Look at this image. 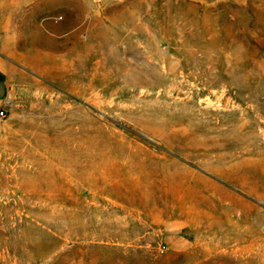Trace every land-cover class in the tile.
<instances>
[{"label": "rangeland", "instance_id": "obj_1", "mask_svg": "<svg viewBox=\"0 0 264 264\" xmlns=\"http://www.w3.org/2000/svg\"><path fill=\"white\" fill-rule=\"evenodd\" d=\"M0 110V264H264V0H0Z\"/></svg>", "mask_w": 264, "mask_h": 264}, {"label": "crops", "instance_id": "obj_2", "mask_svg": "<svg viewBox=\"0 0 264 264\" xmlns=\"http://www.w3.org/2000/svg\"><path fill=\"white\" fill-rule=\"evenodd\" d=\"M192 246L193 238L186 231L176 232L171 230L163 235V247L172 253L187 252Z\"/></svg>", "mask_w": 264, "mask_h": 264}, {"label": "built area", "instance_id": "obj_3", "mask_svg": "<svg viewBox=\"0 0 264 264\" xmlns=\"http://www.w3.org/2000/svg\"><path fill=\"white\" fill-rule=\"evenodd\" d=\"M5 112L3 110H0V122L4 119Z\"/></svg>", "mask_w": 264, "mask_h": 264}]
</instances>
